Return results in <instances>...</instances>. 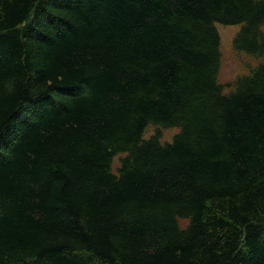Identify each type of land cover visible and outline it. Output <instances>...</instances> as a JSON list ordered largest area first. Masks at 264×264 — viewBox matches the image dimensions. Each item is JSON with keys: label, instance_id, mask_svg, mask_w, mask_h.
Listing matches in <instances>:
<instances>
[{"label": "trees", "instance_id": "1", "mask_svg": "<svg viewBox=\"0 0 264 264\" xmlns=\"http://www.w3.org/2000/svg\"><path fill=\"white\" fill-rule=\"evenodd\" d=\"M216 25L258 60L228 94ZM262 27L264 0H0V264H264Z\"/></svg>", "mask_w": 264, "mask_h": 264}, {"label": "rangeland", "instance_id": "2", "mask_svg": "<svg viewBox=\"0 0 264 264\" xmlns=\"http://www.w3.org/2000/svg\"><path fill=\"white\" fill-rule=\"evenodd\" d=\"M219 39H220V68L218 72V82L223 87V93L228 94L232 91V83L238 77L246 76L250 73L258 64V60L253 57L246 55L243 52H237L234 50L232 42L235 35L240 30V25L236 26H223L216 25ZM264 31V27L261 28ZM157 130L161 133L160 141L164 143H171L172 138L175 134L179 132L178 128H156L154 126H149L146 128L144 133V138H149ZM119 155L114 157L112 162V172H115L118 167ZM181 227L185 226L187 222L185 220H179Z\"/></svg>", "mask_w": 264, "mask_h": 264}]
</instances>
